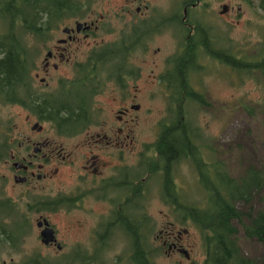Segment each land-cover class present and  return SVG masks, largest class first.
I'll use <instances>...</instances> for the list:
<instances>
[{
  "label": "flooded vegetation",
  "instance_id": "af4514ba",
  "mask_svg": "<svg viewBox=\"0 0 264 264\" xmlns=\"http://www.w3.org/2000/svg\"><path fill=\"white\" fill-rule=\"evenodd\" d=\"M204 1L55 0L21 28L20 76L0 98L25 125L0 130V247L25 256L2 264H199L184 241L186 139L203 142L190 92L204 95L220 51L236 58L198 17Z\"/></svg>",
  "mask_w": 264,
  "mask_h": 264
},
{
  "label": "rangeland",
  "instance_id": "374dc122",
  "mask_svg": "<svg viewBox=\"0 0 264 264\" xmlns=\"http://www.w3.org/2000/svg\"><path fill=\"white\" fill-rule=\"evenodd\" d=\"M112 1L115 3V0ZM204 2L206 3L203 4L209 6V12L205 6L198 12V17L203 23L211 26L214 36L223 43V46H231L235 50L236 58L239 59L254 56L259 50V44L264 35V11L259 8L258 0H253L250 4L240 0H205ZM157 4L167 5L162 0H157ZM223 5H227L230 12L224 18L219 16ZM193 15L191 17L198 20L197 14ZM220 65V68L209 66L210 74L202 77L207 106L203 109H190V117L202 132V139H204L202 151L206 158L224 163L228 175L233 179L244 177L248 170L261 171L264 178V83L255 73L249 75L232 73L227 65ZM216 72H218L216 75H211ZM157 106L159 112L161 105ZM12 112L0 104V125L10 128L9 133L24 131L25 125L20 120L7 121V117ZM210 150L214 151V158L211 157L213 153ZM194 174L193 169L186 166L188 201L199 204L202 195L200 189L196 187ZM3 176H7V171L0 167V177ZM262 186L261 191L250 197L253 214L257 211L264 212V184ZM9 195L14 201V195L12 193ZM236 207L239 211L248 210L243 203L236 204ZM158 209L157 204L150 206L151 212ZM233 224L239 230L237 239L243 255L262 263L264 261L263 244L256 239H246L241 235L240 226ZM185 228L189 230V234L184 241L189 246L188 250L191 252L192 260L202 264L200 254L203 252V244L200 235L190 223ZM31 229L35 230L33 222L32 227H29V230ZM34 237V232L28 235L26 251L35 246ZM9 250L7 247H0V264L3 260L8 262L9 258L18 263L19 259L25 256L24 253H8ZM157 264L175 263H165L159 260Z\"/></svg>",
  "mask_w": 264,
  "mask_h": 264
},
{
  "label": "trees",
  "instance_id": "16d2710c",
  "mask_svg": "<svg viewBox=\"0 0 264 264\" xmlns=\"http://www.w3.org/2000/svg\"><path fill=\"white\" fill-rule=\"evenodd\" d=\"M250 4L253 0H240ZM259 8L264 11V0H258ZM55 0H0V98L4 100L7 80L19 79L21 72V55L23 54L21 28L37 21L39 6H52ZM29 27V26H28ZM35 29V28H34ZM196 41L207 49L209 30L195 28ZM221 52L216 58L235 73L243 75L257 74L264 83V35L259 50L251 58H229ZM226 59H225V58ZM190 95L197 98L201 107L207 106L205 97L196 92ZM3 125H0V130ZM201 138V137H200ZM199 137L188 136L187 156L196 176V187L200 189V203H188L189 223L198 231L202 249L205 251V264H264L251 260L243 255L238 242V228L246 239H256L264 247V212L253 214L250 197L263 188L261 171H246L244 177L233 179L228 175L224 163L212 159L203 160V142ZM168 145L169 142L167 141ZM175 142H173L174 145ZM185 146V144H184ZM170 149V145L163 147ZM214 153V151L210 150ZM193 202V203H192ZM243 203L248 210L239 211L236 204ZM181 206H178L180 209ZM250 207V208H249Z\"/></svg>",
  "mask_w": 264,
  "mask_h": 264
},
{
  "label": "water",
  "instance_id": "95a60500",
  "mask_svg": "<svg viewBox=\"0 0 264 264\" xmlns=\"http://www.w3.org/2000/svg\"><path fill=\"white\" fill-rule=\"evenodd\" d=\"M225 13V9L222 8L221 14ZM51 233L52 231L49 228H45V230L42 232L41 236L45 239H50L51 238Z\"/></svg>",
  "mask_w": 264,
  "mask_h": 264
}]
</instances>
